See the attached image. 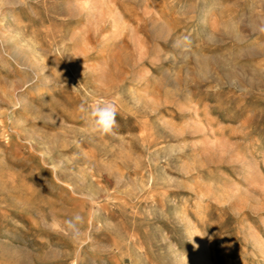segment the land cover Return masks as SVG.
Returning <instances> with one entry per match:
<instances>
[{
    "label": "rangeland",
    "instance_id": "rangeland-1",
    "mask_svg": "<svg viewBox=\"0 0 264 264\" xmlns=\"http://www.w3.org/2000/svg\"><path fill=\"white\" fill-rule=\"evenodd\" d=\"M0 264H264V0H0Z\"/></svg>",
    "mask_w": 264,
    "mask_h": 264
},
{
    "label": "clouds",
    "instance_id": "clouds-1",
    "mask_svg": "<svg viewBox=\"0 0 264 264\" xmlns=\"http://www.w3.org/2000/svg\"><path fill=\"white\" fill-rule=\"evenodd\" d=\"M80 110L88 114L93 131L100 135L113 134L117 126V108L114 103L103 101L88 108L81 105ZM75 219L79 220L80 218L77 216ZM68 225L70 228L74 227L72 221H68Z\"/></svg>",
    "mask_w": 264,
    "mask_h": 264
}]
</instances>
